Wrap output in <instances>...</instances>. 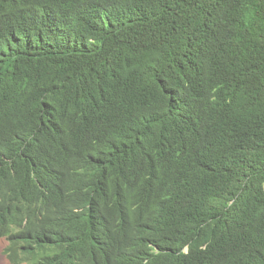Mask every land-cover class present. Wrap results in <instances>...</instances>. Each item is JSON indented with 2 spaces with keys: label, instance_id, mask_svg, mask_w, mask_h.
Segmentation results:
<instances>
[{
  "label": "trees",
  "instance_id": "obj_1",
  "mask_svg": "<svg viewBox=\"0 0 264 264\" xmlns=\"http://www.w3.org/2000/svg\"><path fill=\"white\" fill-rule=\"evenodd\" d=\"M0 143L13 264H264V0H0Z\"/></svg>",
  "mask_w": 264,
  "mask_h": 264
},
{
  "label": "clouds",
  "instance_id": "obj_2",
  "mask_svg": "<svg viewBox=\"0 0 264 264\" xmlns=\"http://www.w3.org/2000/svg\"><path fill=\"white\" fill-rule=\"evenodd\" d=\"M3 159H5V156H4L2 144L0 143V160ZM63 194H67L74 198L79 197V195L73 193V191L65 192ZM0 217L6 218L4 214L0 215ZM106 233H107V229H106ZM0 240H5L7 243L6 247L4 248V254H5V249L8 248L11 244L10 240L8 236L1 237ZM116 240L119 242H124L127 245L124 248H122V245L116 244ZM113 245H114L113 251L114 253H116V257L112 261L108 260L107 263L109 264H132L135 263L137 260L138 251L147 250L148 246L154 247L155 250L158 249L148 240L145 231L135 229L133 230V232H130L126 223L121 226L119 233L113 239ZM5 256L7 257L6 254ZM7 259L11 264H13L8 257ZM21 264H27V263H21Z\"/></svg>",
  "mask_w": 264,
  "mask_h": 264
},
{
  "label": "rangeland",
  "instance_id": "obj_3",
  "mask_svg": "<svg viewBox=\"0 0 264 264\" xmlns=\"http://www.w3.org/2000/svg\"><path fill=\"white\" fill-rule=\"evenodd\" d=\"M6 245L7 243L5 240H0V264H11L4 254V248Z\"/></svg>",
  "mask_w": 264,
  "mask_h": 264
}]
</instances>
